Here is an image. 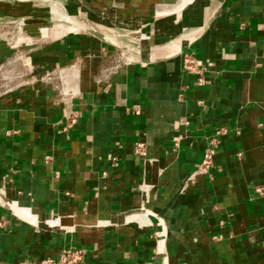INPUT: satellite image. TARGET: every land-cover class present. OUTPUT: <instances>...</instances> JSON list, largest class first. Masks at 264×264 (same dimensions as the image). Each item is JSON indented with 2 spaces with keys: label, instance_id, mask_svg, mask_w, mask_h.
<instances>
[{
  "label": "crops",
  "instance_id": "1",
  "mask_svg": "<svg viewBox=\"0 0 264 264\" xmlns=\"http://www.w3.org/2000/svg\"><path fill=\"white\" fill-rule=\"evenodd\" d=\"M69 1L154 41L105 79L114 47L0 6V66L61 85L0 94V264H264V0Z\"/></svg>",
  "mask_w": 264,
  "mask_h": 264
},
{
  "label": "rangeland",
  "instance_id": "2",
  "mask_svg": "<svg viewBox=\"0 0 264 264\" xmlns=\"http://www.w3.org/2000/svg\"><path fill=\"white\" fill-rule=\"evenodd\" d=\"M72 1V0H71ZM190 0H183L185 5ZM11 5H21L22 7L39 10V14H34V19L38 17L42 18L40 23L46 27H53L52 38H60L74 33H87L80 26L79 23H87L89 25H96L102 28L107 35L111 36L122 48H126L129 52H135L138 47H141L143 43L154 41L153 30L151 24L145 22L142 19L133 18L134 22L122 25L121 20H109L104 16L103 12H99L93 16L90 9L83 8L81 12H78L75 8V4L69 0H32L18 2L16 0H0V6L6 7ZM169 14H162L160 17H169ZM70 18L72 23L79 28L74 27L67 21ZM65 19V20H64ZM16 20V19H15ZM20 21V19H17ZM4 21H13L9 17ZM129 25V26H126ZM10 24L7 25V33ZM107 28V29H106ZM88 34V33H87ZM118 35L123 36V39H119ZM10 48V46H8ZM127 55L134 58L133 53ZM15 57L16 55L13 54ZM19 56V54H17ZM15 62V63H14ZM9 61L0 66V94L10 91L17 85L28 81L31 85H53L60 88V79L58 72L56 74L51 73L50 76H41L37 65L31 62L26 63L24 59L16 58L15 61ZM28 73V74H27ZM55 75V76H54ZM74 70H69L68 76L64 78L66 85L74 78ZM61 89V88H60Z\"/></svg>",
  "mask_w": 264,
  "mask_h": 264
},
{
  "label": "built area",
  "instance_id": "3",
  "mask_svg": "<svg viewBox=\"0 0 264 264\" xmlns=\"http://www.w3.org/2000/svg\"><path fill=\"white\" fill-rule=\"evenodd\" d=\"M133 63V58L128 56L126 52L116 49L115 53L109 58L108 64L103 69V77L108 78L124 71ZM199 65L198 61L187 58L185 60V68L194 70ZM145 144L139 143L136 147V152L140 155H145ZM213 151L206 153L203 166L208 167L213 164ZM86 251L83 249H65L58 260L49 259L41 264H85Z\"/></svg>",
  "mask_w": 264,
  "mask_h": 264
},
{
  "label": "water",
  "instance_id": "4",
  "mask_svg": "<svg viewBox=\"0 0 264 264\" xmlns=\"http://www.w3.org/2000/svg\"><path fill=\"white\" fill-rule=\"evenodd\" d=\"M79 26L90 35L100 39L102 42L111 45L119 51L125 52L124 49L111 36L107 35L102 28L87 23H79Z\"/></svg>",
  "mask_w": 264,
  "mask_h": 264
},
{
  "label": "bare ground",
  "instance_id": "5",
  "mask_svg": "<svg viewBox=\"0 0 264 264\" xmlns=\"http://www.w3.org/2000/svg\"><path fill=\"white\" fill-rule=\"evenodd\" d=\"M16 1H18V2H24V1H32V0H16ZM65 20V19H64ZM65 21H67V22H69L73 27H74V29H77V30H79V28H77L73 23H72V21L70 20V18H67ZM32 216V215H31ZM54 223V222H53Z\"/></svg>",
  "mask_w": 264,
  "mask_h": 264
}]
</instances>
